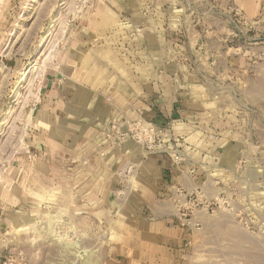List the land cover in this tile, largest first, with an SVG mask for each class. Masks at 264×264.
Masks as SVG:
<instances>
[{"label":"rangeland","instance_id":"1","mask_svg":"<svg viewBox=\"0 0 264 264\" xmlns=\"http://www.w3.org/2000/svg\"><path fill=\"white\" fill-rule=\"evenodd\" d=\"M234 3L0 0V264H105L134 236L156 154L197 172L188 206L175 199L195 241L184 264H264V0L249 56L257 149L233 148L249 135L228 127L256 94L226 77L242 54L193 51L195 32ZM232 25L237 48L242 24ZM208 64L219 69L210 77ZM193 99L206 106L195 118L157 123L134 110ZM198 196L208 213L191 225Z\"/></svg>","mask_w":264,"mask_h":264},{"label":"crops","instance_id":"2","mask_svg":"<svg viewBox=\"0 0 264 264\" xmlns=\"http://www.w3.org/2000/svg\"><path fill=\"white\" fill-rule=\"evenodd\" d=\"M234 6L222 13L216 14L209 22H212L211 29L205 27L196 33L195 54L219 53L230 54V50L239 51L242 54L241 61H229L227 78L230 82L232 73H238L241 79L248 84L255 86L254 104L246 106L238 114H229V131L249 135L247 141L241 140V145L233 142V148H258V58L254 63L249 62L252 52L258 56V0H234ZM241 7V8H240ZM240 9L238 18L232 15V9ZM257 9V10H256ZM250 10L251 12H248ZM237 11V10H236ZM207 22V20H206ZM239 22L242 25L237 29L244 37L245 41L237 48L230 46V39L235 30L232 24ZM252 41L253 43L249 42ZM204 50V51H203ZM225 57V55H224ZM254 69V75L250 70ZM207 76H213V72L219 70L212 68L211 64L202 67ZM224 70V69H223ZM230 74V75H229ZM198 75H202L199 73ZM224 78L225 75H223ZM253 77V78H252ZM239 77H236V81ZM145 105L141 109L134 108L138 117H147L162 123L169 120L173 114L175 117L195 118L205 111L206 106L199 99L191 102L182 101L175 104V109L168 108L163 100L154 104L144 101ZM253 106V107H252ZM139 112V113H138ZM224 129L227 128L226 119L223 121ZM242 144H247L243 145ZM231 146V145H230ZM232 147V146H231ZM145 163V162H144ZM151 172L149 177L144 175V181H149L148 191L142 195L143 205L134 208L133 213L139 215L135 222L134 236L128 241H121L119 252L108 258L105 264H184L185 252L188 245H194L195 241H187L185 220L180 218V214L188 204L185 202L186 195L182 191H189L197 187V172L188 171L187 168L174 167L166 155L156 154L147 161ZM180 165V164H179ZM149 169V170H150ZM184 169V170H183ZM206 183L208 179L205 180ZM200 183V182H199ZM205 184V183H204ZM179 191V193H178ZM176 198L182 201L183 209L175 202ZM197 198V204L190 212L194 215L191 225H202V219L208 213V207L202 204L203 200ZM200 203L202 207H200ZM145 204V205H144ZM181 206V207H182ZM188 206V205H187ZM199 207L198 209H195ZM181 210V211H180ZM186 214V213H185Z\"/></svg>","mask_w":264,"mask_h":264}]
</instances>
